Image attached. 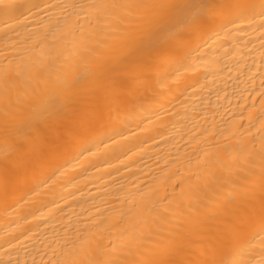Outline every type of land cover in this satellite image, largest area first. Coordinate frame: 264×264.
I'll list each match as a JSON object with an SVG mask.
<instances>
[{"label": "bare ground", "instance_id": "6f19581e", "mask_svg": "<svg viewBox=\"0 0 264 264\" xmlns=\"http://www.w3.org/2000/svg\"><path fill=\"white\" fill-rule=\"evenodd\" d=\"M0 264H264V0H0Z\"/></svg>", "mask_w": 264, "mask_h": 264}]
</instances>
